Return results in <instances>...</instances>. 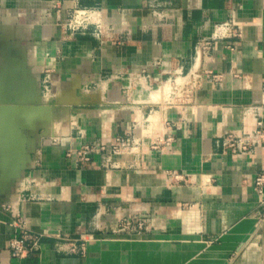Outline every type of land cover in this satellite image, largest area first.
Segmentation results:
<instances>
[{"label":"crops","instance_id":"0c3cea01","mask_svg":"<svg viewBox=\"0 0 264 264\" xmlns=\"http://www.w3.org/2000/svg\"><path fill=\"white\" fill-rule=\"evenodd\" d=\"M67 1L0 0V103L11 107L0 109V203L11 193L43 236L12 258L0 209V264H264V196L252 188L264 174V0H79L126 27L109 40L63 30ZM227 20L239 36L203 57L197 42ZM188 76L200 83L189 103H149ZM225 134L254 145L228 149ZM116 136L141 152L112 156L115 169L65 158ZM128 217L142 219L139 235L118 232Z\"/></svg>","mask_w":264,"mask_h":264},{"label":"built area","instance_id":"2783aa9c","mask_svg":"<svg viewBox=\"0 0 264 264\" xmlns=\"http://www.w3.org/2000/svg\"><path fill=\"white\" fill-rule=\"evenodd\" d=\"M79 0H69L64 2L62 5V10L65 13L63 18H58L60 26L63 30L69 33H76L82 30H86L92 27L100 38L104 40H109L112 35L116 33L126 32V27L122 24H116L115 18L113 19L107 15L104 9H89L80 8L78 6ZM60 9V8H58ZM153 15H158L153 13ZM240 33L239 26L233 20H227L219 24L213 25L212 32L208 36H203L198 42V50L202 53L203 57L207 56V53L211 52L215 44L220 41H226L230 39L237 38ZM226 50H232V47L227 45ZM50 71H47L49 73ZM205 78V76H201ZM192 84L200 87V83L196 82L193 77ZM41 84V94L42 96H47L49 93V82L43 79ZM127 91V89H126ZM257 136L260 134L259 130L255 133ZM254 136V135H253ZM225 146L228 149L232 147L238 148L241 153H244L249 146H253L254 142L247 139H238L232 134H225ZM264 143V135L259 138L258 144ZM141 145V143H140ZM138 144L130 138L113 137L109 142V145L103 142H96L92 144L81 145L77 148H69L65 154V158L72 161L73 163H90L95 157L101 158L103 167H109L110 169H115L114 163L111 161L112 156H115L119 152H128L133 150V148L138 149ZM253 192L258 198H263L264 196V174H259L253 179L252 183ZM12 203L1 204L0 209L9 214L12 223L11 227L13 229V236L8 241V252L10 256L14 259L24 260L29 257L32 253H35L40 248V240L42 235L32 234L28 231L23 217L16 210H13ZM143 229V221L140 217L125 218L121 220L118 232H124L128 234L139 235ZM69 253H81L83 254L84 248L79 249L72 245L68 250Z\"/></svg>","mask_w":264,"mask_h":264},{"label":"rangeland","instance_id":"374dc122","mask_svg":"<svg viewBox=\"0 0 264 264\" xmlns=\"http://www.w3.org/2000/svg\"><path fill=\"white\" fill-rule=\"evenodd\" d=\"M182 78V79H181ZM177 80H174L173 82H169L167 84H163L162 88H165V97H163V101L160 102H155L154 100H159L160 97L158 98H154V100H152L151 98L149 99V103L152 105L158 104V103H175L177 101H180L182 104L183 103H189L191 101V97L192 95L197 91H199V88H197V86L193 85L192 83V77L188 76V77H181ZM175 89V92L173 93L175 95V97L170 96L171 92H173V90ZM163 91V90H162ZM164 94V91L162 92ZM161 93V97L163 96V94ZM42 95V94H41ZM49 98L48 96H45V99ZM153 101V102H152ZM162 114H164V112H162ZM157 115H153V113L151 114L152 118H157ZM156 127L153 128V131L155 130ZM152 130V129H151ZM156 131V130H155ZM139 149V148H138ZM141 151L138 150L136 148H133V150L129 153L128 152H119L118 154H116V156H123V157H127L130 158L134 156V154L140 153ZM135 160V158H134ZM132 160V161H134ZM139 161H136L134 164L138 165ZM115 166V165H114ZM105 169H109V167H104Z\"/></svg>","mask_w":264,"mask_h":264},{"label":"water","instance_id":"95a60500","mask_svg":"<svg viewBox=\"0 0 264 264\" xmlns=\"http://www.w3.org/2000/svg\"><path fill=\"white\" fill-rule=\"evenodd\" d=\"M9 59L7 58L5 61L9 62L8 61ZM36 87H37V91H38V97H39V104L42 108L44 109H49L48 107V103H47V99H45L44 96L41 95V89L40 87H38V85L36 84ZM11 107H4L1 103H0V109H2L3 111H9ZM50 110V109H49ZM11 193L10 195L4 197V199L1 201L0 205L1 204H6V203H11L12 202V198H11Z\"/></svg>","mask_w":264,"mask_h":264},{"label":"bare ground","instance_id":"6f19581e","mask_svg":"<svg viewBox=\"0 0 264 264\" xmlns=\"http://www.w3.org/2000/svg\"><path fill=\"white\" fill-rule=\"evenodd\" d=\"M165 89V88H164ZM163 91L162 90H160V91H156V92H153V93H151L150 94V98L152 99V100H154V98H158V97H160L161 98V93H162ZM163 94V93H162ZM159 99V98H158ZM154 101H157V100H154Z\"/></svg>","mask_w":264,"mask_h":264}]
</instances>
